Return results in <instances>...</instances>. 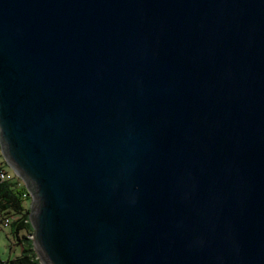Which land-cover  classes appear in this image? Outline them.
<instances>
[{
    "label": "water",
    "instance_id": "1",
    "mask_svg": "<svg viewBox=\"0 0 264 264\" xmlns=\"http://www.w3.org/2000/svg\"><path fill=\"white\" fill-rule=\"evenodd\" d=\"M0 154L41 264H264V0H0Z\"/></svg>",
    "mask_w": 264,
    "mask_h": 264
},
{
    "label": "trees",
    "instance_id": "2",
    "mask_svg": "<svg viewBox=\"0 0 264 264\" xmlns=\"http://www.w3.org/2000/svg\"><path fill=\"white\" fill-rule=\"evenodd\" d=\"M1 165L7 167L0 154V167L4 168ZM13 177L0 181V221L10 217V223L6 226V237L10 249L13 245L15 247L10 250L11 255L0 258V264H41L31 239L32 227L28 207L30 195L21 180L15 175Z\"/></svg>",
    "mask_w": 264,
    "mask_h": 264
},
{
    "label": "rangeland",
    "instance_id": "3",
    "mask_svg": "<svg viewBox=\"0 0 264 264\" xmlns=\"http://www.w3.org/2000/svg\"><path fill=\"white\" fill-rule=\"evenodd\" d=\"M1 166L5 167L4 165H1ZM5 168L10 170V168L8 166ZM10 172L13 173L11 170H10ZM7 232H8V228H0V258H5L7 255L10 254V250H12L14 248L13 247L14 245H13L10 249V244H9V241L6 237Z\"/></svg>",
    "mask_w": 264,
    "mask_h": 264
},
{
    "label": "built area",
    "instance_id": "4",
    "mask_svg": "<svg viewBox=\"0 0 264 264\" xmlns=\"http://www.w3.org/2000/svg\"><path fill=\"white\" fill-rule=\"evenodd\" d=\"M12 178L14 177H13V174L10 173V170H8L5 167L4 168L0 167V181L9 180ZM6 218H10V217H5L0 221L1 222L0 225L4 228H6Z\"/></svg>",
    "mask_w": 264,
    "mask_h": 264
},
{
    "label": "bare ground",
    "instance_id": "5",
    "mask_svg": "<svg viewBox=\"0 0 264 264\" xmlns=\"http://www.w3.org/2000/svg\"><path fill=\"white\" fill-rule=\"evenodd\" d=\"M11 173V172H10ZM11 174H13V173H11ZM15 174H13V176H14ZM16 176V175H15ZM9 222H10V219L9 218H6V226L9 224Z\"/></svg>",
    "mask_w": 264,
    "mask_h": 264
},
{
    "label": "crops",
    "instance_id": "6",
    "mask_svg": "<svg viewBox=\"0 0 264 264\" xmlns=\"http://www.w3.org/2000/svg\"><path fill=\"white\" fill-rule=\"evenodd\" d=\"M0 228H1V225H0ZM13 247H15V246H13ZM11 255V254H10Z\"/></svg>",
    "mask_w": 264,
    "mask_h": 264
}]
</instances>
